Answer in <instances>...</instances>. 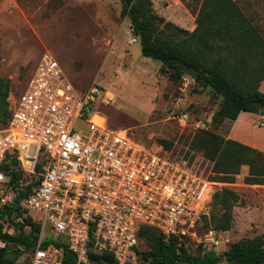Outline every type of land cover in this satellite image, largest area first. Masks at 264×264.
<instances>
[{
  "label": "built area",
  "instance_id": "1",
  "mask_svg": "<svg viewBox=\"0 0 264 264\" xmlns=\"http://www.w3.org/2000/svg\"><path fill=\"white\" fill-rule=\"evenodd\" d=\"M113 99L99 83L74 86L49 52L13 96L0 129V208L26 193L13 220L28 214L40 225L29 264H67L65 248L70 264H87L90 249L136 264L141 224L191 236L204 251L219 245L215 228L197 231L220 184L211 178V161L176 143L146 146L127 129L109 126L100 108Z\"/></svg>",
  "mask_w": 264,
  "mask_h": 264
},
{
  "label": "rangeland",
  "instance_id": "2",
  "mask_svg": "<svg viewBox=\"0 0 264 264\" xmlns=\"http://www.w3.org/2000/svg\"><path fill=\"white\" fill-rule=\"evenodd\" d=\"M202 1L150 0V7L158 17L190 32ZM234 1L264 36V0ZM131 33L128 6L120 0H0V76L10 81L8 108L42 54L49 52L77 88L96 82L112 92L114 99L100 108L108 125L127 129L132 139L146 146L164 147L166 141L172 146L176 143L177 148L189 147L194 157L211 161L213 169L214 161L197 143L201 132L238 140H245V133L254 139L258 133L264 134V109L252 120L245 121L241 112L236 120L215 122L213 115L221 97L186 73L180 80H172L162 62L143 56L139 43L128 42ZM258 89L264 92V78ZM4 125L0 123V129ZM253 145L264 152V145ZM243 166L247 165L230 182L219 181L212 188L215 192L226 187L239 195L230 207V227L222 230L219 245L212 249L214 255L237 240L264 238V184L245 183ZM33 179L38 180V175ZM218 209L212 212L217 214ZM209 218L198 223V233L214 224ZM23 228L30 230L29 225ZM199 244L191 236L185 240L192 255L203 253ZM29 258V252L23 250L17 262L25 264ZM216 264L228 263L220 260Z\"/></svg>",
  "mask_w": 264,
  "mask_h": 264
},
{
  "label": "trees",
  "instance_id": "3",
  "mask_svg": "<svg viewBox=\"0 0 264 264\" xmlns=\"http://www.w3.org/2000/svg\"><path fill=\"white\" fill-rule=\"evenodd\" d=\"M127 2L133 34L142 55L162 62L174 81L184 75L181 63L194 66L198 70L194 78L196 84L210 88L221 97L213 115L215 122L236 120L241 112L245 121L252 120L256 113L264 109V92L258 89L260 80L264 78V36L234 0H203L196 16V26L190 32L154 14L150 0ZM9 83L8 78L0 76L2 124H6L10 116L7 106ZM254 102H259V108L252 107ZM239 129L243 130V126ZM245 134V140H238L226 139L210 131L200 133L197 143L214 161L212 179L230 182L240 167L247 165L248 174L244 182L264 184V152L253 145H264V134L258 133L257 139ZM163 142L164 148L172 146V143ZM12 169L14 177L20 175V170ZM24 194L20 191L14 203L0 208V238L5 242V246L0 247V264H23L17 262L19 253L23 251L19 247L23 246L24 251L30 254L37 242L40 225L34 218L27 214L23 222L13 220ZM238 199L239 195L232 189L224 187L215 191L209 215H204L202 219L207 221L206 218L210 217L214 224L210 221L207 226L215 228L221 235L222 230L230 227V207ZM214 208H219L217 214L212 212ZM26 225L30 226L29 231L24 230ZM137 234L136 264H216L220 260L228 264H264L262 235L237 240L218 255H214L213 250L204 249L202 254L192 255L185 245L188 235L166 236L158 228L147 224H141ZM144 243L147 248L143 247ZM64 261L67 264L72 262L67 248L64 250ZM87 264L120 263L108 251L90 249Z\"/></svg>",
  "mask_w": 264,
  "mask_h": 264
},
{
  "label": "water",
  "instance_id": "4",
  "mask_svg": "<svg viewBox=\"0 0 264 264\" xmlns=\"http://www.w3.org/2000/svg\"><path fill=\"white\" fill-rule=\"evenodd\" d=\"M120 1H122V3L124 4V6H128L127 0H120ZM181 66H182V69H183L184 73L190 75L192 78H195L198 70L194 66H192V65H186L184 63H181ZM252 107L259 108V102L252 103Z\"/></svg>",
  "mask_w": 264,
  "mask_h": 264
},
{
  "label": "crops",
  "instance_id": "5",
  "mask_svg": "<svg viewBox=\"0 0 264 264\" xmlns=\"http://www.w3.org/2000/svg\"><path fill=\"white\" fill-rule=\"evenodd\" d=\"M243 168H245V173L244 174H248V167L247 166H243Z\"/></svg>",
  "mask_w": 264,
  "mask_h": 264
}]
</instances>
